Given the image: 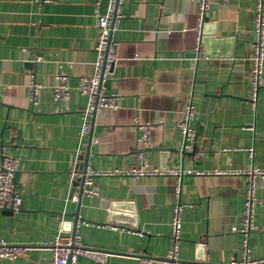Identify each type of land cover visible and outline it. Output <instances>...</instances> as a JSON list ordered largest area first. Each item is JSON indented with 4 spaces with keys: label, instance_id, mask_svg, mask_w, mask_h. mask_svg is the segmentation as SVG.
<instances>
[{
    "label": "crops",
    "instance_id": "crops-1",
    "mask_svg": "<svg viewBox=\"0 0 264 264\" xmlns=\"http://www.w3.org/2000/svg\"><path fill=\"white\" fill-rule=\"evenodd\" d=\"M258 2L211 0L200 27L199 0H125L105 86L120 98L115 109L87 113L78 83L95 72L98 0H0V166L4 154L18 159L23 198L19 211L0 210V244L24 249L0 264H52L48 245L59 234L106 252V264H139V256L164 264L177 203L184 212L175 264L241 258L245 236L234 228L242 227L244 172L264 169V69L251 100ZM58 75L71 82L63 99L55 98ZM189 105L192 141L178 127ZM146 124L148 144L138 141ZM86 156L97 175L94 194L84 185L80 197ZM143 163L161 173H128ZM256 193L247 240L250 257L262 261L263 177Z\"/></svg>",
    "mask_w": 264,
    "mask_h": 264
},
{
    "label": "built area",
    "instance_id": "built-area-1",
    "mask_svg": "<svg viewBox=\"0 0 264 264\" xmlns=\"http://www.w3.org/2000/svg\"><path fill=\"white\" fill-rule=\"evenodd\" d=\"M45 1V0H40ZM103 0H98L97 11V27H98V44L96 47L97 60L95 72L92 76L82 77L79 79L78 88L80 92L89 97V105L87 113H95L103 108H116V101L120 98L118 93H109L106 90V83L109 74L112 72L116 63L115 42L111 38V34L118 26L119 20L123 17L121 12L125 0H108V8L102 12L101 4ZM200 1V14L198 15L199 25L204 23L206 12L210 8L211 0ZM255 26L259 39L255 44L254 55L252 57V80L253 94L251 100L255 105L257 99V90L261 84L262 74L264 69V8L259 0L256 6ZM200 35V34H199ZM198 38V44L201 40ZM202 38V37H201ZM197 44V48H198ZM58 84L55 86V98L63 99L68 97L70 93V79L66 75H58ZM37 91L38 86L34 84ZM195 116V110L192 105H189L185 111V119L178 123L179 129L182 131L185 138L189 141L194 139L195 130L190 126L191 120ZM151 125H143L144 134L138 139L139 142L149 143V130ZM90 124L85 123L82 128V133L87 134L90 131ZM18 172V159L14 156L3 155L2 164L0 166V209L19 211L22 207L23 198L17 190L15 179ZM131 175L142 176L161 173L159 169H152L142 164L131 168L128 172ZM248 177V186L246 189V197L244 202V213L242 216V227L234 228V231H239L245 238L243 240V252L240 259L231 262L230 264H264V260L257 261L250 257V249L248 247V234L254 229V216L258 203L257 187L258 178H264V169H253L244 172ZM97 175L95 171L87 168L85 173L79 174V178L84 179V192L86 195H93L92 185L94 178ZM180 182V180H179ZM177 197L180 192V183L176 188ZM184 206L177 203L174 207L172 229V243L167 253L166 258L160 261L164 264H175L178 262L180 245L182 243V220ZM51 251L52 264H76L81 257L89 258L98 264H106L107 253L94 248L87 247L78 235L65 236L57 235L52 243L48 245ZM24 249L20 246H9L5 243L0 244V257L15 258L22 254ZM139 264H153L157 262L149 256H139Z\"/></svg>",
    "mask_w": 264,
    "mask_h": 264
},
{
    "label": "water",
    "instance_id": "water-1",
    "mask_svg": "<svg viewBox=\"0 0 264 264\" xmlns=\"http://www.w3.org/2000/svg\"><path fill=\"white\" fill-rule=\"evenodd\" d=\"M203 40V42H204V38L202 39ZM206 42V41H205ZM88 162V159H87V156L85 157V161H84V163L82 164V172L81 173H85V171H86V168H87V162ZM79 183H80V188H81V190H80V194H79V196L81 197L82 196V194H83V188H84V179H83V177L82 178H80L79 180ZM1 210V209H0ZM3 210V209H2ZM4 210H6V209H4ZM6 211H11V210H6ZM12 212V211H11ZM75 216H76V222L74 223V228H75V230H76V227H77V221H78V215H76L75 214ZM74 233H75V231H74ZM188 264H203L202 262H189Z\"/></svg>",
    "mask_w": 264,
    "mask_h": 264
}]
</instances>
